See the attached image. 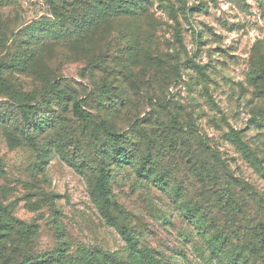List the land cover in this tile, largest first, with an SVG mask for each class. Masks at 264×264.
<instances>
[{"label": "rangeland", "instance_id": "1", "mask_svg": "<svg viewBox=\"0 0 264 264\" xmlns=\"http://www.w3.org/2000/svg\"><path fill=\"white\" fill-rule=\"evenodd\" d=\"M84 1L0 0V264H231L242 248L264 264V0H148L131 15ZM52 4L104 20L34 57V28L61 30ZM53 78L25 119L13 99ZM102 120L134 155L109 167L110 213Z\"/></svg>", "mask_w": 264, "mask_h": 264}, {"label": "trees", "instance_id": "2", "mask_svg": "<svg viewBox=\"0 0 264 264\" xmlns=\"http://www.w3.org/2000/svg\"><path fill=\"white\" fill-rule=\"evenodd\" d=\"M144 2H148V0H134L133 2H130L128 0H112L110 4L113 5V8L115 10V14L117 15L119 13L125 14V15H131V14H139L140 12H143V5H145ZM65 3V2H64ZM103 3V2H102ZM85 6L83 8L88 9L90 1L85 0L83 2ZM106 5V3H103ZM53 8V15L57 18L61 19L63 21L61 30L59 32L52 31L48 28V26L40 25L39 27L34 28L33 31V38L35 40V47L32 52V55L34 57L38 58L41 56L42 51L47 46H52L54 44H58L59 46L64 45H70L73 44H79L82 43L84 37L86 34L92 33V29L97 26V24L101 23L100 21L104 20V18H101L102 15L100 13V8L97 11V14L93 15L85 13L92 21L87 20L82 13L75 16L74 13L69 12L68 10H61L58 11V6L56 4H52ZM105 7L104 5L101 7V10L104 11ZM105 12V11H104ZM107 17L111 16V13L106 15ZM91 17V18H90ZM80 18V20H79ZM85 19V20H84ZM108 20V19H107ZM41 44H45L46 47L41 48ZM66 47V46H64ZM64 50V49H63ZM64 51H61L58 53V56L60 54H63ZM35 76H39V74H35ZM55 79H48V82H46L44 91L39 95L37 93L32 94L30 100L27 102H23V100H14L13 102L19 106L20 112L23 115L25 119H29L32 112L37 115L38 110L42 104L43 101L48 100L50 96L53 95L55 88L58 85V81H55ZM61 98L69 99L68 95H63ZM44 103V102H43ZM77 106V105H76ZM102 130L104 133L108 136V142L111 145V151H104L103 154V160L102 164L99 167V173L96 180V190L101 198L102 201V209L103 211L110 213L111 212V196H112V189L110 186L111 182V172H110V165L113 164H128L131 166H134L133 159L134 155L131 150V144L127 145L129 137L126 136V134H121L118 132L114 126L108 124L105 120H102L101 122ZM34 129L37 132H42L45 129L44 123L40 120L35 123ZM132 142V141H131ZM130 142V143H131ZM150 158L151 155H147L143 161V164L141 168L137 169L136 172L139 176L147 177V174H145L143 171L147 168V166L150 164ZM143 170V171H142ZM159 187L163 188L160 184L157 183ZM0 210L7 214V207L6 206H0ZM188 213L194 217L198 218V222H203L206 224V217L203 216H197L199 213L198 208H191L188 210ZM205 218V219H204ZM198 229H202V224H199ZM123 234L125 235V239L131 243L134 244L135 240L134 238L127 232L123 231ZM216 244H221L223 241L221 239H213ZM244 248L242 250H238L236 255L231 261V264H245L246 259L244 258Z\"/></svg>", "mask_w": 264, "mask_h": 264}]
</instances>
